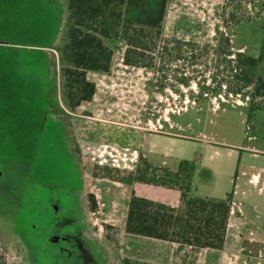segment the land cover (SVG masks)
<instances>
[{"label": "rangeland", "instance_id": "obj_1", "mask_svg": "<svg viewBox=\"0 0 264 264\" xmlns=\"http://www.w3.org/2000/svg\"><path fill=\"white\" fill-rule=\"evenodd\" d=\"M261 2L169 0L162 35L181 41L180 49L156 53L153 67H133L123 63L124 44L108 42L109 70L87 72L95 93L72 110L58 78L66 0H0V252L6 264H23L25 249L13 235L26 229V183L80 186L83 140L118 148L133 144L131 127L170 132L168 164L196 160L201 173L193 193L201 196L224 197L243 162L264 165V89L254 95L264 60L254 67L238 60V52L259 55ZM46 54L52 69L43 62ZM54 90L47 115L46 96ZM87 220L98 239L118 236L116 228L93 223L90 212Z\"/></svg>", "mask_w": 264, "mask_h": 264}, {"label": "trees", "instance_id": "obj_2", "mask_svg": "<svg viewBox=\"0 0 264 264\" xmlns=\"http://www.w3.org/2000/svg\"><path fill=\"white\" fill-rule=\"evenodd\" d=\"M168 1L66 0V31L58 48V78L62 99L70 109L90 101L95 93V83L87 78V72L109 70L113 49L108 42L121 41L124 44L123 63L133 67H153L156 53H173L180 49L177 47L181 41L162 35ZM260 9L264 12V0ZM261 28L259 55L242 56L238 52L241 67H254L264 60V22ZM257 81L259 84L254 95L264 89L263 78L258 76ZM196 168L195 160L183 159L175 170H170L154 167L141 157L134 179L176 188L180 191V200L177 206H171L133 193L128 201L124 230L200 248L221 249L232 191L222 198L192 195L191 184ZM88 198L94 209L93 195L88 194ZM0 264H6L1 252Z\"/></svg>", "mask_w": 264, "mask_h": 264}, {"label": "crops", "instance_id": "obj_3", "mask_svg": "<svg viewBox=\"0 0 264 264\" xmlns=\"http://www.w3.org/2000/svg\"><path fill=\"white\" fill-rule=\"evenodd\" d=\"M131 128L135 129V133L129 135L132 145L117 148L83 140L81 152L79 151L84 170L82 188L84 193L92 194L96 202L94 209L87 208V214L90 212L93 215V223L97 224L99 221V226L104 224L106 228L117 229L118 236L115 239L109 236L105 237L106 241L101 240L110 254L111 264H129L130 261L137 264H262L264 165L255 168L254 164L242 163L241 154L238 162L244 168L239 174L235 172L230 190V214L221 249L200 248L131 234L124 230L128 201L133 193L171 206H177L180 200V191L176 188L136 181L134 173L139 159L143 157L154 167L170 170H175L183 160L180 158L176 163L168 164L166 153L167 149H171L168 143H173L174 140L170 132H144L141 127ZM146 139L147 144L144 142ZM249 155L257 157L255 153ZM200 170L197 164L191 184L192 195H197L193 193V182L201 173Z\"/></svg>", "mask_w": 264, "mask_h": 264}, {"label": "flooded vegetation", "instance_id": "obj_4", "mask_svg": "<svg viewBox=\"0 0 264 264\" xmlns=\"http://www.w3.org/2000/svg\"><path fill=\"white\" fill-rule=\"evenodd\" d=\"M47 54L43 62L52 69ZM50 78L54 83V72ZM54 94L55 90L46 96L47 115L51 114ZM55 186H42L37 181L26 183V229L13 235L25 249L23 264H111L110 254L89 227L87 208L91 207L89 198L82 200V184L66 189Z\"/></svg>", "mask_w": 264, "mask_h": 264}]
</instances>
